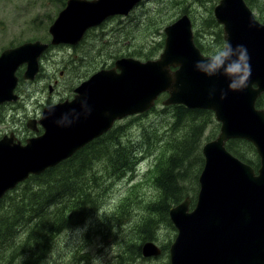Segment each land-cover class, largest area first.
I'll use <instances>...</instances> for the list:
<instances>
[{"label":"water","instance_id":"obj_1","mask_svg":"<svg viewBox=\"0 0 264 264\" xmlns=\"http://www.w3.org/2000/svg\"><path fill=\"white\" fill-rule=\"evenodd\" d=\"M140 1L66 0L49 26L51 43L75 45L90 27L114 15H127ZM213 15L222 26L224 45L247 50L251 67L247 87L229 89L226 63L207 73L212 56L196 46L191 17L182 13L164 26V45L157 57L115 59L112 67L84 80L70 101L44 108L41 135L25 144L0 139V198L30 174L70 157L115 120L148 111L165 92L163 105L211 110L220 125L217 135L202 146L204 164L193 208L189 210L186 197L169 209L176 229L170 264H264V108L255 105L264 93V23L244 0H219ZM43 48L46 45L36 41L6 50L0 57V97L2 91L10 93L13 72L22 59L29 57L31 63L24 77L33 78ZM200 61L203 68L197 66ZM237 138L254 146L259 157L256 170L226 149V142ZM151 251L160 253L154 243L145 242L143 256Z\"/></svg>","mask_w":264,"mask_h":264},{"label":"trees","instance_id":"obj_2","mask_svg":"<svg viewBox=\"0 0 264 264\" xmlns=\"http://www.w3.org/2000/svg\"><path fill=\"white\" fill-rule=\"evenodd\" d=\"M245 1L252 10L257 9L259 14L257 13L258 18H256L264 23V13L262 8L258 6V4L264 5V0ZM213 6H210L207 14L202 18H191L194 28V42L206 56H213L224 47L223 29L214 18ZM173 7H177L175 14H178L177 16L189 11L185 4L176 3ZM130 18H132V14H130ZM171 18L161 25L162 37L153 42L152 51L138 52L134 50L131 52L123 48L120 51L111 49L117 53H111L110 56L113 54V58H116L126 55L145 60L150 57L155 58L154 56L160 53L163 48V28L167 23L173 21V19L170 20ZM149 20L150 22H147L145 26L147 31L153 29L151 27L152 21ZM200 36L205 38L209 36L210 39L204 41L208 46L200 42ZM166 96L167 93H162L148 112L133 115V118H139L151 111L157 113L165 111L164 114L160 112V118L166 128L158 129L155 126L153 128L146 126L145 129H142L143 131H140L138 141L126 144L124 148L115 145L116 148L111 153L113 156H110L108 163L104 167L102 164L100 165L107 173L106 175L114 178L130 175L131 178L135 172L139 176L137 173L139 170L134 166L135 162L144 156H150L146 172L152 175L153 185L157 192L152 198L144 202L143 219L139 223L131 225L130 233L125 232L123 234L125 238L122 239L118 236L120 225L114 218L127 213L126 206L131 199L129 196L127 201H123L111 217H106L102 220L105 222L101 223L104 224L103 226H107V229H109L108 222L113 221L115 223V230H110L112 241L118 239L116 242L118 252L116 251L115 259L120 258L127 263H129L128 260L134 258L147 259L142 254L141 245L153 240L154 231L158 225L167 226L173 232L174 237L175 228L169 220V209L183 201L186 196H190V207L194 205L199 187L198 176L204 164L202 146L204 142L214 138L219 129V123L215 121L211 110L188 108L181 104L163 105L162 101ZM255 105L258 108H264V93L257 98ZM109 132L108 130L95 138L92 143L73 154L72 158L63 160L58 165L46 169L39 175H31L25 180L23 183L26 184V188L37 187L34 191L36 193H30L24 197L23 205H27V210L25 207H20L19 203H16L15 209L10 206L2 207L0 212V264H36L52 247L51 239L55 237V232L58 229L61 230L63 226L74 225L78 217L79 220L82 218L83 205L93 195L83 193L85 188L81 186V181L76 177L84 175L90 168L88 161L85 163L82 161L90 151L98 150L97 159H100L103 154H107L105 150L101 153L99 146L109 138ZM151 134L152 136H150ZM225 146L231 154L250 164L254 169L258 167L259 157L249 141L239 138L229 139ZM75 159L76 162L74 163ZM63 166L66 168L63 170L65 173L59 174ZM39 181L41 183L36 185ZM6 196L7 194L4 198ZM132 196H136L135 193ZM0 202L2 201L0 200ZM46 206H54V208L51 211L47 209L43 212H36L39 207L46 208ZM63 208L64 210H62ZM14 225L16 226L14 227ZM172 239L162 249V256H168V247ZM20 249L24 251H20ZM19 257L25 258L15 262V258ZM165 264H169L168 261Z\"/></svg>","mask_w":264,"mask_h":264},{"label":"rangeland","instance_id":"obj_3","mask_svg":"<svg viewBox=\"0 0 264 264\" xmlns=\"http://www.w3.org/2000/svg\"><path fill=\"white\" fill-rule=\"evenodd\" d=\"M64 1L0 0V52L5 47L27 38H44L46 33H48V25L52 22L57 12L64 7ZM218 1L172 0L169 2L168 0H141L127 15L108 17L102 24L88 31L79 44L84 43L83 45L89 48L90 43L93 44V55L91 53L87 54L91 59L96 60L98 63L97 67L107 62L111 63V61L118 58H113V54L110 56L111 53H117V49L120 51L123 48L131 52L134 50L138 52L152 51L153 42L162 37L161 25L171 17L170 20H174L178 15H175L177 7H173L176 3L180 5L185 4L189 10L187 14L191 18L200 19L207 14L210 6H215ZM255 6L257 7V4ZM258 6L262 8V12L264 13V5L258 4ZM253 13L255 14V11ZM130 14H132V18H130ZM255 16L257 17L258 15L255 14ZM149 19L152 21L151 27L153 29L147 31L145 26L147 22H150ZM119 27L121 28L119 29ZM201 33L204 34L203 31ZM199 39L202 44H205L210 38L209 36H206V38L200 36ZM58 46L61 47L56 48L51 53L52 55L47 54L49 61L45 57L43 59L45 71L49 74L53 73L56 76L59 75V70L62 69V66L58 62L62 56L65 59L69 56L70 49L68 47L71 45L60 44ZM111 49H116V51H112ZM158 55L159 53L154 57ZM51 56L54 60L51 59ZM82 72L88 73V71ZM44 76L45 73L42 72L37 79L31 80V83L22 87L24 99L27 98L25 101L26 109L22 113H19L18 116H22L21 114L24 113L28 114L29 112L34 113L38 110V104L44 100L48 90L47 81L42 80ZM66 78L64 75L61 78L62 88L56 94L57 96L58 94H69V88L74 82L67 81ZM65 79L66 81L64 82ZM160 112L165 113V111ZM160 112L151 111L139 118H133V115L141 114L137 113L118 119L109 130V138L104 144L99 146L101 153L105 150L107 154H103L100 159H97L98 150L90 151L86 155V158L82 161L84 163L88 161L87 163L90 164V168L87 169L84 175L77 176L76 178L81 181V186L85 188L83 193H90L93 197L83 205L82 218L79 220L78 217L75 222L76 224L63 226L61 230L58 229L55 232V237L51 239L52 247L36 264H165L168 261V257L162 256V249L174 237L173 232L167 226L163 224L158 225L154 231L153 240H150L160 249L159 254H151L153 250L149 253L151 255L145 256L146 260L134 258L133 260H128L129 263H127L120 258L115 259V254L118 252V247L116 246L118 239L116 238L113 242L110 235V230H115V223L113 221L108 222L109 229H107V226H103L104 224H101L105 222V220H102L106 217H111L113 212L119 208L123 201L126 202L129 196H131V199H129L126 206L127 213L114 218L120 225L118 236L122 239L125 238L123 234L125 232L130 233L131 225L139 223L143 219L144 202L152 198L157 192L153 185L152 175L146 172L150 156H144L135 162L134 166L139 170L137 172L139 176L135 172V175L131 178L129 177L130 175H123L119 178L106 175L107 173L104 172L100 165L102 164L104 167L108 163L112 155L111 153L116 146L124 148L126 144L138 141L140 131H143L142 129H145L146 126L148 128L155 126L158 129H165L166 126L160 118ZM75 162L76 159L74 160ZM65 169L63 166L59 174L65 173L63 171ZM23 181L6 192L8 193L6 198L3 197L4 199L2 198L3 200L1 199L2 202H0V212L4 206H10L12 209H15L18 203L20 207H25L27 210V205H23L25 201L24 197L27 194L36 193L34 191L37 187L26 188V184L22 183ZM39 183L41 182H37L36 185H39ZM43 184L45 185L46 182ZM134 193L136 196H132ZM53 208L54 206L39 207L36 212H43L47 209L51 211ZM15 223L17 225V222ZM20 251L24 250L20 249ZM24 258H15V262L21 261ZM114 260L115 263H113Z\"/></svg>","mask_w":264,"mask_h":264},{"label":"flooded vegetation","instance_id":"obj_4","mask_svg":"<svg viewBox=\"0 0 264 264\" xmlns=\"http://www.w3.org/2000/svg\"><path fill=\"white\" fill-rule=\"evenodd\" d=\"M253 11H255V14L258 13L257 9H253ZM50 24L48 25V29ZM36 41L45 44L46 48H43L39 52L36 58L37 71L34 74L33 78L27 79L24 77V73L27 71L31 63L28 65L27 60L29 59V57L22 59L21 62L18 63L16 69L13 72L16 79L13 87L11 88L10 93H7L8 92L7 89H6L7 92L1 90L2 96L0 97V139L5 138L6 140H12L13 142L19 141L21 144H25L28 139L41 135L43 133V127L40 124L39 119L42 116L44 108L61 102L70 101L72 98L75 97L76 91H78L76 89L80 86V84L84 80L87 79L88 74L91 73L93 74L97 70L102 68H110L113 65V61H111V63L107 62L106 64L97 67L98 63L96 62V60H94L93 58L91 59V57L87 54V53H91V54L93 53L94 50L93 44L90 43V48H89L88 46L85 45L81 46V44L83 43L79 44L80 42H78L76 45L68 47L70 49V53L69 56L66 57V59L64 56H62L61 59L59 60L58 63L62 66V69L59 70V75L56 76L53 73L51 74L47 73L44 69V65H45V63H43L44 57L47 58V61H49V57L47 54L52 55L51 53L56 48L61 47L58 45L60 44L65 45L64 43L52 44L49 30L44 38L42 37L31 38V39L27 38L21 40L20 42L5 47L0 52V57L6 52V50L14 49L25 43H34ZM51 59L54 60L52 56ZM82 71H88V73L85 74ZM42 72L45 73V76L43 77L42 80L47 81V87H48L46 97L44 98V100L39 102L37 111H35L34 113L29 112L28 114L24 113L21 114L22 116H18L19 113H22V111L26 109L25 101L27 98L24 99L22 87L28 83H31V80L37 79V77H39V75ZM63 75L67 77L66 78L67 81L70 80L71 82L74 83L69 88V94L66 95L58 94L57 96L56 94L59 93L60 88H62L61 78L63 77ZM66 79L64 80V82L66 81ZM92 141L85 144L82 148L86 147L89 143H92ZM75 153H77V151ZM69 158L72 157L70 156Z\"/></svg>","mask_w":264,"mask_h":264},{"label":"clouds","instance_id":"obj_5","mask_svg":"<svg viewBox=\"0 0 264 264\" xmlns=\"http://www.w3.org/2000/svg\"><path fill=\"white\" fill-rule=\"evenodd\" d=\"M248 61L249 57L244 46L238 45L233 49L230 44H225L223 49L218 50L210 58L207 73L213 74L226 63L227 66L224 71L230 77L229 89L240 90L247 87V82L251 75V67ZM204 64L203 61H200L197 66L203 68Z\"/></svg>","mask_w":264,"mask_h":264},{"label":"bare ground","instance_id":"obj_6","mask_svg":"<svg viewBox=\"0 0 264 264\" xmlns=\"http://www.w3.org/2000/svg\"><path fill=\"white\" fill-rule=\"evenodd\" d=\"M142 1H144V0H142ZM108 182V181H107ZM89 218V217H88ZM76 224V223H75ZM83 225V224H82ZM73 227V226H72Z\"/></svg>","mask_w":264,"mask_h":264}]
</instances>
